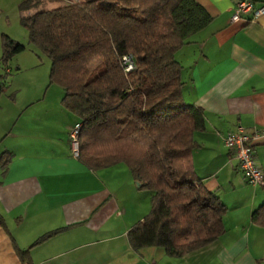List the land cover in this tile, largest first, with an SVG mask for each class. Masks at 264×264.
<instances>
[{
	"label": "crops",
	"instance_id": "obj_1",
	"mask_svg": "<svg viewBox=\"0 0 264 264\" xmlns=\"http://www.w3.org/2000/svg\"><path fill=\"white\" fill-rule=\"evenodd\" d=\"M196 1L211 19L174 58L181 99L204 111V128L193 133L192 162L226 206L224 230L180 255L157 245L133 249L126 231L148 211L150 191L135 183L122 162L91 169L71 154L67 131L79 118L60 104L62 87L47 79L0 107V151L10 153L0 165V264H264V226L250 220L264 200V183L246 182L223 143L224 133L237 126L264 129V73L233 92L243 72L264 59V12L231 21L236 0ZM223 95L228 100L221 108ZM251 145L264 170V135Z\"/></svg>",
	"mask_w": 264,
	"mask_h": 264
},
{
	"label": "trees",
	"instance_id": "obj_2",
	"mask_svg": "<svg viewBox=\"0 0 264 264\" xmlns=\"http://www.w3.org/2000/svg\"><path fill=\"white\" fill-rule=\"evenodd\" d=\"M17 7L28 41L49 61L48 83L62 87L60 104L79 118L77 158L91 169L122 162L150 191L148 211L126 231L130 246L157 245L180 255L218 236L226 206L192 162L204 111L181 99L174 58L210 21L204 6L196 0H21ZM0 43L5 67L24 45L4 33ZM126 53L133 55L129 70L121 65ZM5 85L0 73V93ZM9 157L0 151V165ZM250 220L264 226V200Z\"/></svg>",
	"mask_w": 264,
	"mask_h": 264
},
{
	"label": "rangeland",
	"instance_id": "obj_3",
	"mask_svg": "<svg viewBox=\"0 0 264 264\" xmlns=\"http://www.w3.org/2000/svg\"><path fill=\"white\" fill-rule=\"evenodd\" d=\"M20 1L0 0V42L1 34L4 33L24 45L7 60L6 66L9 67L7 73L4 74V66L0 65V73L6 80V85L0 93V107L10 100L16 102V99L25 96V92H28L27 86L34 87L48 79L49 61L40 49L28 41L27 30L19 21L20 11L17 5ZM49 4L44 6H50ZM55 4L57 2L52 3ZM34 9L37 8H32L30 11Z\"/></svg>",
	"mask_w": 264,
	"mask_h": 264
},
{
	"label": "built area",
	"instance_id": "obj_4",
	"mask_svg": "<svg viewBox=\"0 0 264 264\" xmlns=\"http://www.w3.org/2000/svg\"><path fill=\"white\" fill-rule=\"evenodd\" d=\"M264 12V5H254L252 0H236L230 20L236 21L242 19L248 21ZM121 65L124 70L133 67V55L126 53L121 56ZM80 122L73 123L67 131L70 152L73 156L78 155L77 135ZM258 135H264V129L261 131L247 132L241 126L232 130H227L223 135V143L233 151L237 160L238 167L242 172L246 182L250 184L264 183V170L259 165L252 150V139Z\"/></svg>",
	"mask_w": 264,
	"mask_h": 264
},
{
	"label": "clouds",
	"instance_id": "obj_5",
	"mask_svg": "<svg viewBox=\"0 0 264 264\" xmlns=\"http://www.w3.org/2000/svg\"><path fill=\"white\" fill-rule=\"evenodd\" d=\"M236 48L237 45H233V49ZM260 73H264V59L257 58L256 66L250 71L245 70L243 74L236 80V83L233 86V92L239 90L240 88H243L248 79H251L252 76ZM227 100H228L227 95L221 96L219 100V107L222 108L224 105H226ZM196 106L199 107L200 104L198 103Z\"/></svg>",
	"mask_w": 264,
	"mask_h": 264
},
{
	"label": "water",
	"instance_id": "obj_6",
	"mask_svg": "<svg viewBox=\"0 0 264 264\" xmlns=\"http://www.w3.org/2000/svg\"><path fill=\"white\" fill-rule=\"evenodd\" d=\"M135 183H136V184H138V182H137V181H136Z\"/></svg>",
	"mask_w": 264,
	"mask_h": 264
}]
</instances>
